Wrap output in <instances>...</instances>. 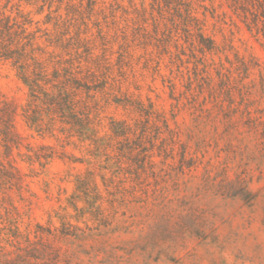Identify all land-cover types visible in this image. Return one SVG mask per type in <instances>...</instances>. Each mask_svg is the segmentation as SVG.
<instances>
[{
	"label": "rangeland",
	"instance_id": "1",
	"mask_svg": "<svg viewBox=\"0 0 264 264\" xmlns=\"http://www.w3.org/2000/svg\"><path fill=\"white\" fill-rule=\"evenodd\" d=\"M90 1L63 0L43 12L19 0L0 6L16 15L20 4L33 27L51 34L58 29L55 19L46 22L50 11L59 6L53 17H72L69 37L81 40L90 59L84 67L108 81L107 93L97 94L104 129L111 118L136 122L138 102L151 101L177 132L174 158L156 155L137 169L127 151L108 159L60 124L55 135L39 134L24 118L28 88L0 61V96L17 105L21 138L9 155L0 144V160L24 179L21 190L0 186V249L14 250L15 225L22 244L29 237L57 249V264H264V11L249 5L258 19L249 29L232 0H184L218 46L204 55L177 30L178 0L168 7L163 0ZM117 139L114 148L124 142ZM42 143L56 151L45 168L25 160L28 145ZM182 143L192 158L183 169ZM79 178L86 180L80 189Z\"/></svg>",
	"mask_w": 264,
	"mask_h": 264
},
{
	"label": "trees",
	"instance_id": "2",
	"mask_svg": "<svg viewBox=\"0 0 264 264\" xmlns=\"http://www.w3.org/2000/svg\"><path fill=\"white\" fill-rule=\"evenodd\" d=\"M19 1L39 4L38 11L43 12L46 6L51 9L55 2L63 0ZM156 1L161 5L160 0ZM163 1L168 7V0ZM232 1L234 3L230 7L235 13L243 14V21L249 29L252 27L251 22L258 24V19L249 5L253 8L257 5L264 11L262 1L245 0L246 5L240 6L237 5L238 0ZM95 2L96 0H91L90 5L93 6ZM68 5L71 8L74 4ZM19 7L20 4L16 15H12L3 9L6 6H0V61H9L28 88L29 99L24 118L30 128L41 135H55L57 125L60 124V131L88 141L99 154L106 155L108 159L112 158L111 153L115 150H118L119 157L126 156L127 151L137 169H145L146 165L153 164L156 155L163 156V162L170 157L174 158V146L179 141L177 132L171 128L168 119L154 108L151 101L148 104L138 102L137 111L140 118L136 122L111 118L108 130L104 129L97 94L107 93L108 81H101L100 75L93 67L87 64L84 67L83 62L89 63L90 59L82 57L79 51L81 46L78 44L81 40L78 38L77 42H73L74 37H69L67 22L73 19L72 17L64 18L62 14L53 17V13L60 9L59 6L50 11L46 15V22L55 19L54 26L58 29L57 34H51L41 27H33L34 20ZM173 9L179 16V21L175 22L177 30L180 26L186 36V42L190 41L204 55L218 50L214 38L204 33V20L194 13L190 1L178 0ZM249 13L254 15L250 22ZM50 47L60 49L70 57H64L63 52H57L56 49L49 50ZM16 114L17 105L0 96V144L7 155L21 143L15 129ZM101 131H105L104 134ZM117 138L124 141H118V144L123 146L117 145L114 148L112 141ZM27 149L25 160L30 164L38 163L41 168H45L56 156L55 149L44 143L28 145ZM187 152V147L182 143L179 159L181 169L184 166H192V158L187 157ZM91 174L88 173V178ZM78 182L79 189L86 185L85 179L79 178ZM23 185L24 179L20 170L12 162L6 164L0 160V186L21 190ZM21 237L19 226L10 228L9 243L14 246V250L5 251L2 247L0 264H57L60 259L57 249L41 239L32 240L29 237L22 244Z\"/></svg>",
	"mask_w": 264,
	"mask_h": 264
}]
</instances>
